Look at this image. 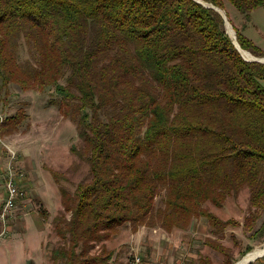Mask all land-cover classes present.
<instances>
[{
	"label": "trees",
	"instance_id": "16d2710c",
	"mask_svg": "<svg viewBox=\"0 0 264 264\" xmlns=\"http://www.w3.org/2000/svg\"><path fill=\"white\" fill-rule=\"evenodd\" d=\"M201 1L246 18L264 8ZM236 39L264 56L237 29ZM48 89L87 167L72 189L59 186L48 264H118L109 243L123 229L188 231L200 218L221 264L236 261L222 242L229 229L264 243V63L242 57L216 10L195 0H0V94ZM23 116H7L1 133ZM244 194L242 221L213 212Z\"/></svg>",
	"mask_w": 264,
	"mask_h": 264
},
{
	"label": "rangeland",
	"instance_id": "374dc122",
	"mask_svg": "<svg viewBox=\"0 0 264 264\" xmlns=\"http://www.w3.org/2000/svg\"><path fill=\"white\" fill-rule=\"evenodd\" d=\"M217 8L223 12L227 23L232 27L233 39H236L237 29L264 51V8L253 10L247 18L227 2L223 8ZM10 93L5 99L0 94V114L4 120L18 111L24 116L18 130L12 133H1L4 120L0 123V165L4 163L2 168L7 166L10 156L8 149H11L16 153L17 162L24 164L36 182V188L26 203L19 204L7 224L6 236L0 240V264H47V244L54 240L50 236L51 221L61 208L59 186L72 189L84 176L87 167L71 152L72 145L78 142L76 127L59 113L54 104L56 97L53 90ZM54 173H59L64 178L56 182ZM1 201L3 200L0 197V205ZM246 206L244 194L237 200H230L226 207L212 210L224 220L234 218L242 221ZM206 230L207 223L204 218L194 221L188 231L174 230L167 233L159 228L141 227L136 233H132L126 228L109 243V247L115 250L114 257H117L118 264H126L133 255H139L145 261L197 264L199 254L208 255L214 264H221V259L216 258L203 245ZM231 235H235L240 241V246L234 247ZM222 242L234 248V264L254 249L264 246V243L250 241L237 229H229ZM247 246L253 249L239 256ZM27 258L30 259L24 263ZM259 260L264 262V256ZM250 263L259 262L257 260Z\"/></svg>",
	"mask_w": 264,
	"mask_h": 264
},
{
	"label": "built area",
	"instance_id": "2783aa9c",
	"mask_svg": "<svg viewBox=\"0 0 264 264\" xmlns=\"http://www.w3.org/2000/svg\"><path fill=\"white\" fill-rule=\"evenodd\" d=\"M4 118L0 114V123ZM7 166L2 168L0 165V177L4 178L5 196L0 209V238L6 236V227L8 222L14 216L20 203H24L26 199V172L21 164L17 162L16 153L11 149ZM128 264H171L165 261H145L139 255H133L128 260Z\"/></svg>",
	"mask_w": 264,
	"mask_h": 264
},
{
	"label": "crops",
	"instance_id": "0c3cea01",
	"mask_svg": "<svg viewBox=\"0 0 264 264\" xmlns=\"http://www.w3.org/2000/svg\"><path fill=\"white\" fill-rule=\"evenodd\" d=\"M2 165V164H1ZM4 165V163H3ZM2 165V166H3ZM21 165L24 169V171L26 172V185H25V191H26V200L24 203H26L28 201V198L29 196H32L34 193H35V188H36V182L32 179L30 173L26 170L24 164L21 162ZM4 178L3 177H0V197L2 198V200L4 199ZM2 202V201H1ZM60 207H61V203H60ZM1 240V238H0ZM262 258V257H261ZM261 258H258L256 259L255 261L258 260L259 263L257 264H263L264 262L263 261H260L259 259ZM30 258H27L24 260V263H27V261L29 260ZM28 264V263H27ZM47 264H48V259H47ZM251 264V263H249Z\"/></svg>",
	"mask_w": 264,
	"mask_h": 264
},
{
	"label": "bare ground",
	"instance_id": "6f19581e",
	"mask_svg": "<svg viewBox=\"0 0 264 264\" xmlns=\"http://www.w3.org/2000/svg\"><path fill=\"white\" fill-rule=\"evenodd\" d=\"M223 14V12H222ZM227 30L229 31V34L231 35L232 38H234V32L232 27L227 23ZM234 41L236 39H233ZM240 48L241 54L246 58V59H250L252 58V54H250L248 51H245L243 49ZM264 252V246L262 248H256L253 251H251L250 253H248L245 257H243L239 262L235 263V264H247L249 261H252L254 258L260 256L261 254H263ZM126 264H128V261L126 262Z\"/></svg>",
	"mask_w": 264,
	"mask_h": 264
},
{
	"label": "water",
	"instance_id": "95a60500",
	"mask_svg": "<svg viewBox=\"0 0 264 264\" xmlns=\"http://www.w3.org/2000/svg\"><path fill=\"white\" fill-rule=\"evenodd\" d=\"M195 1H197V2L200 3V4H202V5L205 6V7L213 8L214 10H216L218 13L221 14V16L223 17V19H224V21H225L226 31H227L228 35L230 36V38L232 39V41H233L235 47L237 48V50H238L239 53L241 54V51H240V48H239V47H240L239 44L237 43L236 40H235V41L233 40V38L231 37V35L229 34V32H228V30H227V21H226V18H225V17L223 16V14L221 13V11H220L217 7H215V6H213V5H210V4H207V3H204V2H202L201 0H195ZM241 55H242V54H241ZM242 57H243L246 61H250V62H261V63H264V58H257V57L252 56V58H250V59H246L243 55H242ZM262 256H264V252H263V254H261L260 256L254 258L252 261H249L247 264H249L250 262L255 261L256 259H258V258H260V257H262Z\"/></svg>",
	"mask_w": 264,
	"mask_h": 264
}]
</instances>
